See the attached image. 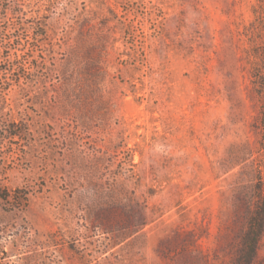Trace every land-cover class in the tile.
I'll use <instances>...</instances> for the list:
<instances>
[{
    "label": "rangeland",
    "instance_id": "obj_1",
    "mask_svg": "<svg viewBox=\"0 0 264 264\" xmlns=\"http://www.w3.org/2000/svg\"><path fill=\"white\" fill-rule=\"evenodd\" d=\"M259 170L264 0H0V264H231Z\"/></svg>",
    "mask_w": 264,
    "mask_h": 264
},
{
    "label": "trees",
    "instance_id": "obj_2",
    "mask_svg": "<svg viewBox=\"0 0 264 264\" xmlns=\"http://www.w3.org/2000/svg\"><path fill=\"white\" fill-rule=\"evenodd\" d=\"M21 192V190H15L13 194L1 192L0 199L14 197L15 202H18L19 199H23L18 197ZM235 213L238 226L235 225L233 231L237 242L231 264H255L264 235V170H259L256 176L251 199L246 201V206H236ZM109 227L111 229L112 225Z\"/></svg>",
    "mask_w": 264,
    "mask_h": 264
}]
</instances>
